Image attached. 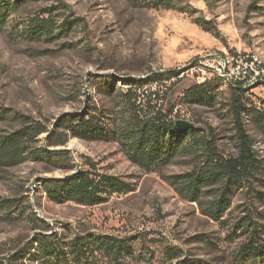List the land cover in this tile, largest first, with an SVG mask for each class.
Segmentation results:
<instances>
[{
  "label": "rangeland",
  "instance_id": "374dc122",
  "mask_svg": "<svg viewBox=\"0 0 264 264\" xmlns=\"http://www.w3.org/2000/svg\"><path fill=\"white\" fill-rule=\"evenodd\" d=\"M138 4L42 0L9 17L0 30V106L53 130L66 114L97 109L109 118L118 117L123 111L118 91L125 90L128 81L175 72L164 84L139 89L137 103L146 112L172 110L176 120L200 121L216 134L218 156L236 157L224 86L213 89L216 92L208 104L190 103L184 94L194 84L214 77L204 69L206 60L216 63L235 55L256 56L257 72H250L245 94L257 106L263 105L264 0H181L191 13ZM252 5L258 9H251ZM47 6H59L55 10L59 22L79 18L80 25L50 41L14 37L19 33L12 27L16 21ZM197 17L209 21L218 33L204 30L194 22ZM19 126L16 119L0 121V133ZM245 127L261 168L254 177L231 187L228 207L219 218L209 211L220 198L222 182L205 184L198 199L186 197L171 183L172 176L207 166L201 152L182 153L173 163L147 171L133 163L113 139L71 137L65 145L50 149L63 151L72 169H50L51 164L34 160L0 168V200H13L12 206L0 207V264H52L36 257L41 237L59 240L66 250L76 237L104 236L128 242L130 253L122 256V264H264V254L238 253L249 238L241 226L247 208L264 242V129L248 116ZM37 145L45 146V141ZM87 160L96 172L129 184L128 191L106 195L108 199L97 205H80L57 203L40 186V178H62L90 168ZM167 248L179 253L169 254ZM24 251L27 256L21 257ZM87 256L83 264H111L98 251Z\"/></svg>",
  "mask_w": 264,
  "mask_h": 264
},
{
  "label": "trees",
  "instance_id": "16d2710c",
  "mask_svg": "<svg viewBox=\"0 0 264 264\" xmlns=\"http://www.w3.org/2000/svg\"><path fill=\"white\" fill-rule=\"evenodd\" d=\"M39 1L42 0H0V30L8 25L9 17L18 15L26 10L27 6ZM129 1L139 3L141 7L191 13L187 6L181 4V0ZM58 8L59 6L43 7L35 15L16 21L12 27L19 33L14 37L31 41H50L69 35L75 30V26L80 25V19L66 18L59 22L58 18H55L58 15L55 10ZM250 8L258 9L254 5ZM194 22L206 31L218 33L209 21L197 17ZM176 74L169 71L156 72L151 73L146 81H128L127 88L118 91L123 107L118 117L109 118L106 113L97 109L66 114L60 117L53 130L19 112L0 106V121L16 119L20 122V126L13 131L0 133V168L16 166L27 160L49 163L53 166L50 169L68 166L69 159L64 152L50 147L65 145L71 137L87 140L113 139L121 144L133 163L147 171H155L173 163L182 153L201 152L205 156L207 166L193 173L172 176L171 183L186 197L198 199L200 189L205 184L222 182L220 198L214 202L209 211L213 217L219 218L228 207L227 194L231 187L254 177L261 168V162L255 156L251 138L245 127V116L264 129V102L259 106L252 102L245 94L247 88L243 87L242 83L224 86L228 94L227 111L231 117L238 154L236 157L223 159L217 154L215 146L217 137L211 127L202 125L198 120L191 122L192 127H179L176 125V119L171 117L172 110L168 113L161 111L151 113L146 112L147 110L137 103L139 89L148 84H164ZM222 85L221 78L213 77L209 81L188 88L184 98L190 103H211L216 92L213 89ZM113 89V87L108 88L107 92L111 93ZM112 95L115 97V92ZM42 134L46 136L40 138ZM41 140L45 141V146L37 145ZM87 163H90L91 169L81 168L62 178H40V186L57 203L72 201L80 205H97L108 199L106 195L128 191L129 184L120 182L116 177L98 173L93 169V163L90 161ZM67 169L72 167L68 166ZM12 202L13 200L1 199L0 207L12 206ZM246 211L248 213L242 218L241 226L248 232L249 238L240 247L238 253L255 257L264 254L262 230L258 228L250 208ZM38 242L40 245L37 259L49 260L52 264L60 262L83 264L88 259L87 254H93L95 251L107 257L111 264H122L120 262L122 256L125 252L130 253V246L125 239L111 236L98 239L76 237L68 244L66 250L59 240L50 241L41 237ZM166 251L172 255L179 253L176 248H167ZM28 253L31 254L29 251ZM25 256H27L26 251L21 257Z\"/></svg>",
  "mask_w": 264,
  "mask_h": 264
},
{
  "label": "built area",
  "instance_id": "2783aa9c",
  "mask_svg": "<svg viewBox=\"0 0 264 264\" xmlns=\"http://www.w3.org/2000/svg\"><path fill=\"white\" fill-rule=\"evenodd\" d=\"M256 62V56H252V58L249 59V56L235 55L221 58L216 63L212 60H206L204 69L210 71L214 77L221 78L223 86L242 83V86L244 87L246 81H248V78L250 77V72H257V69L254 67ZM241 64H244L245 68H242Z\"/></svg>",
  "mask_w": 264,
  "mask_h": 264
},
{
  "label": "water",
  "instance_id": "95a60500",
  "mask_svg": "<svg viewBox=\"0 0 264 264\" xmlns=\"http://www.w3.org/2000/svg\"><path fill=\"white\" fill-rule=\"evenodd\" d=\"M176 125L179 127H192L193 123L183 120H176Z\"/></svg>",
  "mask_w": 264,
  "mask_h": 264
}]
</instances>
